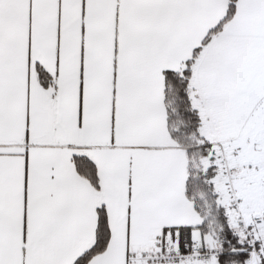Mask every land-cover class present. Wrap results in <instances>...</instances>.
I'll return each instance as SVG.
<instances>
[{
  "label": "snow or ice",
  "instance_id": "obj_1",
  "mask_svg": "<svg viewBox=\"0 0 264 264\" xmlns=\"http://www.w3.org/2000/svg\"><path fill=\"white\" fill-rule=\"evenodd\" d=\"M0 264H264V0H0Z\"/></svg>",
  "mask_w": 264,
  "mask_h": 264
}]
</instances>
